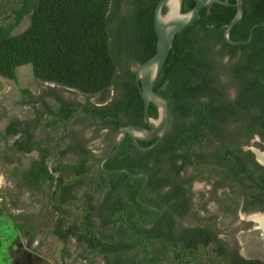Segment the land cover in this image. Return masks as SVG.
<instances>
[{"label": "trees", "instance_id": "obj_1", "mask_svg": "<svg viewBox=\"0 0 264 264\" xmlns=\"http://www.w3.org/2000/svg\"><path fill=\"white\" fill-rule=\"evenodd\" d=\"M158 1L35 0L28 6L33 10L29 27L0 40V75L16 79L17 68L31 65L36 80L84 95L104 94L115 87L114 100L96 108V113L103 118L116 116L123 125L147 126L131 67L137 68L156 52L153 20ZM194 7L193 0H185L183 12ZM244 10L230 39L246 41L251 28L261 24L247 45L233 46L225 40L224 30L237 10L221 4L203 9L198 20L176 36L154 88L170 100L168 133L152 149L156 139L139 142L137 147L128 138L122 151L106 163L110 171L126 168L134 174L148 173L141 200L163 208L164 216L170 215L171 200L183 206L185 187L179 175L192 166L199 169L208 162L225 169L231 165L244 188L247 178L242 173L253 174L264 187V167L254 161L253 152L243 150L255 135L264 141V0ZM150 115L158 118L153 104ZM108 122L117 128V122ZM110 178L112 185L124 183L126 189L110 191L103 217L122 210L126 202L137 204L146 181L126 173ZM240 199L261 202L264 192L247 188Z\"/></svg>", "mask_w": 264, "mask_h": 264}, {"label": "flooded vegetation", "instance_id": "obj_2", "mask_svg": "<svg viewBox=\"0 0 264 264\" xmlns=\"http://www.w3.org/2000/svg\"><path fill=\"white\" fill-rule=\"evenodd\" d=\"M33 1L0 0V40L15 36L14 30L31 20ZM256 1L242 0L243 8ZM40 83L49 87L47 97H40L26 120L0 104V264H264L243 258L224 238L221 219L236 220L240 213L252 221L264 218V201L240 199L241 191L263 194L264 187L253 174L242 173L244 188L231 165L218 170L207 162L180 173L184 203L171 200L169 216L160 206L137 200L103 217L110 191H123L126 185H112V175L100 172L98 163L115 149L119 127L129 125L116 116H99L96 108L106 105L94 103V96L65 98L58 89L77 91ZM256 138L264 143L255 135L245 143V152ZM254 161L264 167L256 154ZM197 182L206 187L198 199ZM32 208L35 212H29Z\"/></svg>", "mask_w": 264, "mask_h": 264}, {"label": "water", "instance_id": "obj_3", "mask_svg": "<svg viewBox=\"0 0 264 264\" xmlns=\"http://www.w3.org/2000/svg\"><path fill=\"white\" fill-rule=\"evenodd\" d=\"M185 0H159L154 9V29L157 36L156 52L143 64L139 65L135 70V81L137 89L143 102V115L147 126L129 125L120 126L115 134V149L103 156L98 163V170L108 175L126 173L134 179L146 178L143 188L137 196V200L141 201L150 176L148 173L134 174L129 169H118L108 171L104 169V164L111 158L117 156L127 136H130L138 145V142H150L156 139V142L149 148L152 149L159 144L168 133L171 126L172 109L170 100L162 94L155 91V85L159 80L169 54L174 46L176 36L187 28L191 27L200 17L203 9L211 7L213 4H221L224 6H234L237 10L236 15L224 30L225 40L233 46L247 45L254 36V30L258 25L252 27L249 39L246 41H233L230 34L233 28L243 20L245 11L242 0H234L232 4L229 0H193L195 7L183 12V4ZM261 25V24H259ZM153 104L158 111V118L150 115V105Z\"/></svg>", "mask_w": 264, "mask_h": 264}, {"label": "rangeland", "instance_id": "obj_4", "mask_svg": "<svg viewBox=\"0 0 264 264\" xmlns=\"http://www.w3.org/2000/svg\"><path fill=\"white\" fill-rule=\"evenodd\" d=\"M30 22V19L24 20L14 30L13 35L23 33L29 27ZM131 68L136 70L134 66ZM46 88L49 87L41 84L34 77L31 65L19 67L16 69V80H6L0 77V104L9 110L11 115H15L16 118L21 120H26L33 115L34 109L38 105L37 102L41 100L40 97H43V99L47 97ZM58 92L65 98H77L79 101L86 100L79 92L69 93L62 88L58 89ZM115 94V87H111L106 93L96 95L91 100L96 104L107 105ZM101 137L100 134L95 135L97 141H100ZM246 149L254 152L261 164L264 165V143L261 144L259 138H256L250 145L246 146ZM205 188L201 182L195 183V198L198 199L204 193ZM21 200L24 202V199ZM29 212H35V209H29ZM259 215L260 217L263 216V214ZM220 223L225 233H227L224 238L240 250L243 258L264 262V218H262L261 222L252 221L247 218L246 214L240 213L238 219L224 218L221 219ZM52 238H48L46 242H49ZM56 247L57 244L55 242L54 248ZM74 248L75 246H72V249Z\"/></svg>", "mask_w": 264, "mask_h": 264}]
</instances>
